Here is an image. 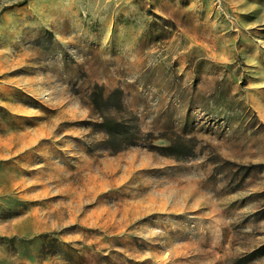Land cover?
Wrapping results in <instances>:
<instances>
[{"label": "rangeland", "instance_id": "obj_1", "mask_svg": "<svg viewBox=\"0 0 264 264\" xmlns=\"http://www.w3.org/2000/svg\"><path fill=\"white\" fill-rule=\"evenodd\" d=\"M0 264H264V0H0Z\"/></svg>", "mask_w": 264, "mask_h": 264}, {"label": "trees", "instance_id": "obj_2", "mask_svg": "<svg viewBox=\"0 0 264 264\" xmlns=\"http://www.w3.org/2000/svg\"><path fill=\"white\" fill-rule=\"evenodd\" d=\"M104 125H105V123H104ZM128 137H129V135H128L127 133H122V134H121V139H122V140H126ZM167 149H170V148L167 147ZM172 154H173V153H172ZM170 155H171V154H170ZM260 249H261V248H258V249H256L254 252L256 253V252H258Z\"/></svg>", "mask_w": 264, "mask_h": 264}]
</instances>
